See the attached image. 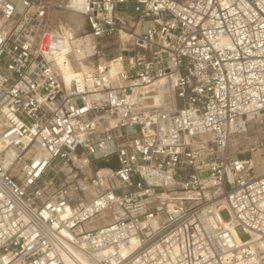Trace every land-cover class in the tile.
Returning a JSON list of instances; mask_svg holds the SVG:
<instances>
[{"label":"built area","instance_id":"2783aa9c","mask_svg":"<svg viewBox=\"0 0 264 264\" xmlns=\"http://www.w3.org/2000/svg\"><path fill=\"white\" fill-rule=\"evenodd\" d=\"M81 14L89 32L67 33L47 3L0 0V264H65L75 246L97 264H264V172L229 151L264 119V0H86ZM72 156L117 166L76 179Z\"/></svg>","mask_w":264,"mask_h":264},{"label":"rangeland","instance_id":"374dc122","mask_svg":"<svg viewBox=\"0 0 264 264\" xmlns=\"http://www.w3.org/2000/svg\"><path fill=\"white\" fill-rule=\"evenodd\" d=\"M33 1L44 2L50 6V23H51L52 27H56L58 25L59 21L61 22L62 25L67 22V20H65L66 18L64 19V17H63L64 15H60V13H63L64 11H66V9L63 8V6L67 4V0H33ZM54 11L56 14H54ZM58 12H59V14H58ZM79 15L83 18V23H82L80 30L77 33H81V34L82 33H88L89 30L87 27V23H86L83 15L81 14V12ZM58 17H59V19H57ZM125 17H126V20H125L126 24L132 25L135 22V16L132 12H129V14L126 15ZM63 21H65V22H63ZM99 45H100V47H102L104 49V52L106 53L107 57L111 58L119 50L120 41H119L118 36L115 34V35L111 36L110 38H106V39L101 40ZM229 151L231 152L230 154L232 156H236L238 158H242V159H251L252 158V160H255V161H253L254 166L257 163L256 159L253 158L254 156L255 157L258 156L259 159L261 157V160H264V119H263V121H262V119L257 120V121L251 120L248 131L245 134L234 136L231 139L230 145H229ZM70 165H71V163H70ZM74 166H77L76 167L77 169H75V167H73V173L74 172L77 173L76 179H83L85 176L87 178L93 176L96 173V171H98L101 168H107V167L115 168L117 166V164L115 163V161L113 159H109V160H105V161L104 160L92 161V162H90L89 167L87 169H85V168L81 169L75 163H74ZM255 169H256V166H255V168L253 167L251 174L256 175L259 173ZM54 170L57 171V168L53 167V169H49L43 177L45 180H48L49 178L53 177V179L51 181L52 185L48 187V190L46 191L45 197H47L49 194H51L53 191H55V189H57L60 186L61 181L63 179V173L61 171H57L56 173H54ZM18 176H19V174H17V177ZM78 199H84L85 200L82 193L79 195ZM108 214L109 213L107 211H105L104 213H102L101 215H99L98 217H96L92 221H90L88 224H86V226L93 228V227H96L98 225H103V224L107 223L109 221V215ZM221 216L224 220L227 219V213L225 211L221 212ZM236 233L238 234V236L242 235V233L239 229L236 230Z\"/></svg>","mask_w":264,"mask_h":264},{"label":"bare ground","instance_id":"6f19581e","mask_svg":"<svg viewBox=\"0 0 264 264\" xmlns=\"http://www.w3.org/2000/svg\"><path fill=\"white\" fill-rule=\"evenodd\" d=\"M85 1L86 0H67V4L63 6V8H65L66 11H64L63 13H60V15H64L63 16L64 19L66 18L65 20H67V22H68V23L67 22L65 23L68 26V28H66L67 33H77L80 30L82 23H83V18L79 14L83 9ZM19 6H20V3H19ZM54 14H56L55 11H54ZM58 14H59V12H58ZM57 19H59V17ZM120 19L123 21V24H125L126 27L131 30V27L133 24L132 25L126 24L125 23L126 17L123 15H120ZM63 22H65V21H63ZM61 25L62 24L59 21L58 26H61ZM62 59L63 58H60L58 60V62L62 63L63 62ZM81 68L83 70L87 69L86 66L83 64H81ZM117 68H118V65L112 64L111 68H110V72L111 73L115 72L117 70ZM62 71H63L64 81H65L66 85H68L69 81H70V71L66 67H63ZM155 93L156 94L161 93L164 97H165V95L168 96L167 87L165 86V84L162 81H160L159 83L156 84ZM250 120H252V121L253 120L254 121L260 120V116L250 115ZM31 152H32V150H30L29 153H31ZM257 157H255V156L253 157L257 161V163L255 165L256 166L255 170H257L259 173H262V172H264V160H261V157H260V159H259V157L258 158ZM71 158L73 160V163L77 164L82 169H84V168L87 169L89 167V162H88L87 158L77 157V156H72ZM253 161H255V160H252V158H251L252 165L254 166ZM12 163H13L12 153L6 152L5 155L3 156L4 167L8 168ZM255 166H254V168H255ZM13 170H14L13 172H15L17 170V166L14 167ZM98 174L107 176L110 174V170L108 168H101V169H99ZM45 182H47V181L45 180ZM78 183H79L80 187L82 188L84 197L87 201L91 200L96 195V193H97L96 189H94L93 187H90L86 180H79ZM77 197H79V196L77 195ZM106 211L109 213L108 214L109 215V221L107 223H109L113 219L114 216H117L119 214V211L115 210V209L114 210L113 209L112 210H106ZM104 212L105 211L101 212L100 214H98L94 218L98 217L99 215H101ZM94 218H92L90 221H92ZM90 221L85 223L82 228L92 229V228L86 226V224H88ZM98 226H100V225H98ZM98 226H96V227H98ZM93 228H95V227H93ZM132 242L135 243V240H132ZM69 251H70V253L64 254V256H63L65 264H97L95 259L92 256H90L83 249V246L71 247V248H69Z\"/></svg>","mask_w":264,"mask_h":264}]
</instances>
